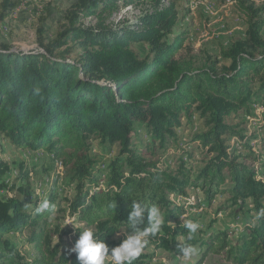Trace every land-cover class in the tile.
Returning a JSON list of instances; mask_svg holds the SVG:
<instances>
[{
  "label": "trees",
  "instance_id": "1",
  "mask_svg": "<svg viewBox=\"0 0 264 264\" xmlns=\"http://www.w3.org/2000/svg\"><path fill=\"white\" fill-rule=\"evenodd\" d=\"M119 1H143L148 7L134 22L109 26L104 13ZM234 1L245 17L246 34L221 46L217 56L182 55L185 33L169 40L179 20L175 0H75L52 40L46 42L45 19L39 20L38 49L24 51L0 41V135L20 148L47 150L69 168L77 184L69 208L85 225L78 236L90 228L110 250L118 246L114 237L127 231L122 224L137 200L158 204L164 218L147 246L177 248L172 242L181 236L203 247L200 263L214 252L235 264H264V181L250 157L228 144L229 137H237L248 156L259 157L228 118L249 115L252 105L264 103V0ZM16 6V0L0 2V36ZM91 17L97 22L85 25ZM138 42L148 44L144 57L133 47ZM196 115L206 130L194 139L210 157L193 176L183 167L159 168L148 156L177 138L176 129ZM140 125L149 142L137 151ZM94 139L117 144L118 155L100 164L90 154ZM8 172L1 161L0 190L13 185ZM27 184L19 187L26 197ZM188 188L200 190L208 204L219 194H228L232 206L250 200L255 223L234 238L228 231L190 236L179 222L186 207L173 199L187 197ZM58 196L54 183L47 200L55 210ZM37 206L32 215L21 199L0 198V264H76L75 253L52 243L56 231L48 227L47 213H36ZM147 226L146 215L139 227ZM28 228L37 254L31 260L8 237ZM147 257L142 254L133 264Z\"/></svg>",
  "mask_w": 264,
  "mask_h": 264
},
{
  "label": "rangeland",
  "instance_id": "2",
  "mask_svg": "<svg viewBox=\"0 0 264 264\" xmlns=\"http://www.w3.org/2000/svg\"><path fill=\"white\" fill-rule=\"evenodd\" d=\"M16 1L17 6L12 15L2 24L0 41L15 49L28 51L39 48L36 32L39 20L45 19L46 42L52 40L63 29L67 11L75 0ZM175 4L179 20L169 40H173L180 33H185L187 39L181 54L186 57L203 56L204 53L217 56L221 46H229L233 40L245 37L248 26L234 0H175ZM147 7L148 5L143 1H135L131 4L119 1L114 10L104 13V18L109 26L128 24L141 17ZM96 22V17L84 21L85 25H93ZM133 47L138 50L141 57L148 54V44L145 42L135 43ZM228 122L239 125L244 135L243 143L252 147V152L259 157L255 160V157L248 156L247 149L237 137H229L228 144L232 148L239 149L241 155L250 157L249 160L254 163L259 178L264 181V103L259 102L252 105L249 115L238 118L230 117ZM138 127V139L141 143L135 148L137 151L149 142L143 126ZM205 130V121L198 115L190 121L184 120L182 125L176 129L177 138L170 139L164 149H159L154 156L149 155L148 157L158 161V167L161 169L176 171L183 167L188 169V173L193 176L210 157L202 144L194 139L195 135ZM118 153L117 144L111 146L95 139L92 142L90 154L100 164H108ZM52 157L53 155L47 150L20 148L0 135V162L3 161L9 165L6 179L10 181V184L13 183L11 187L0 190V198L4 200L12 197L21 199L24 202L25 211L33 215L35 204L47 199L56 183L59 191L58 207L53 217L48 218V227L51 231H56L53 234L52 243L60 242L63 249H69L79 239L78 229H84L85 225L69 208L71 199L76 194L77 184L70 180L69 168L64 166L61 170L59 161L56 162V159ZM25 184L29 185L27 197L19 189ZM186 191L187 197H173V199L186 207V214L180 217V223L192 221L200 225L194 234L197 238H205L219 231H228L231 238H234L248 223H255L253 217L256 212L250 200L240 201L232 206L228 202V194H219L212 204H208L200 190L188 188ZM69 221L75 223L77 229L71 224L67 225ZM30 231L28 228L8 235L18 251L29 260L37 255L34 244L29 239ZM125 231L122 229L118 233ZM114 238L122 242L126 239V235L116 234ZM174 243L193 245L197 248L198 254L193 258L192 264H235L225 254L214 252L209 253L200 263L204 251L200 243L185 242L181 236L172 242V247H175ZM142 254H147L149 257L139 264H182L177 248L157 249L150 244L145 247Z\"/></svg>",
  "mask_w": 264,
  "mask_h": 264
},
{
  "label": "clouds",
  "instance_id": "3",
  "mask_svg": "<svg viewBox=\"0 0 264 264\" xmlns=\"http://www.w3.org/2000/svg\"><path fill=\"white\" fill-rule=\"evenodd\" d=\"M36 213L41 216L47 213L51 219L55 213V204L47 199L40 200ZM146 215L148 226L140 228L139 225L145 222ZM181 220L183 221V218ZM163 223L164 218L158 204L133 200L127 220L122 224L127 231L117 233V235L125 234L126 239L118 246L110 250L109 245L89 228L80 232L79 239L74 246L68 249V254H76V264H133L147 246L149 242L147 238L157 236L161 232ZM68 224L77 229L75 223L69 221ZM183 226L190 236L195 234L200 227L198 223L192 221H183ZM177 249L182 264H192L193 258L198 254L197 248L193 245L179 243Z\"/></svg>",
  "mask_w": 264,
  "mask_h": 264
},
{
  "label": "bare ground",
  "instance_id": "4",
  "mask_svg": "<svg viewBox=\"0 0 264 264\" xmlns=\"http://www.w3.org/2000/svg\"><path fill=\"white\" fill-rule=\"evenodd\" d=\"M53 159H56L55 156L52 157ZM59 161V165L61 164V159H56V162ZM56 164V163H55ZM64 168V163L62 161V167H61V170H63Z\"/></svg>",
  "mask_w": 264,
  "mask_h": 264
},
{
  "label": "built area",
  "instance_id": "5",
  "mask_svg": "<svg viewBox=\"0 0 264 264\" xmlns=\"http://www.w3.org/2000/svg\"><path fill=\"white\" fill-rule=\"evenodd\" d=\"M61 167H62V160H61V164H60V169H61Z\"/></svg>",
  "mask_w": 264,
  "mask_h": 264
}]
</instances>
